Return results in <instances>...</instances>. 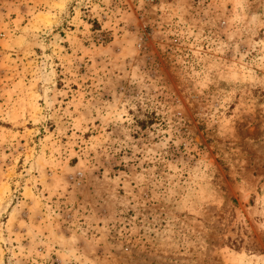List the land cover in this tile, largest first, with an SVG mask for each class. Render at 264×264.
Here are the masks:
<instances>
[{
  "label": "rangeland",
  "instance_id": "1",
  "mask_svg": "<svg viewBox=\"0 0 264 264\" xmlns=\"http://www.w3.org/2000/svg\"><path fill=\"white\" fill-rule=\"evenodd\" d=\"M0 264H264V0H0Z\"/></svg>",
  "mask_w": 264,
  "mask_h": 264
}]
</instances>
